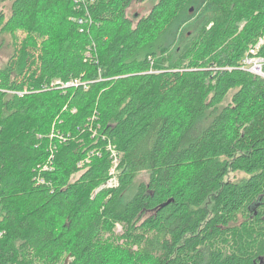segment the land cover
I'll use <instances>...</instances> for the list:
<instances>
[{"label":"trees","instance_id":"1","mask_svg":"<svg viewBox=\"0 0 264 264\" xmlns=\"http://www.w3.org/2000/svg\"><path fill=\"white\" fill-rule=\"evenodd\" d=\"M135 1L0 0V264H264V0Z\"/></svg>","mask_w":264,"mask_h":264},{"label":"rangeland","instance_id":"2","mask_svg":"<svg viewBox=\"0 0 264 264\" xmlns=\"http://www.w3.org/2000/svg\"><path fill=\"white\" fill-rule=\"evenodd\" d=\"M0 5H2V6H0V13L3 11L5 13V15L7 17H9V14H10L9 9H6V8L4 9L3 3H0ZM151 7H152V3L150 0H136L132 4V6L129 8L128 16L130 19H132V21L136 25L140 18H142L144 15L149 13ZM77 19L78 18H76V19L73 18L72 20L77 21ZM243 26H244V24H243ZM17 35H18V38L20 40H23L26 37V33H24L23 31H19ZM6 37L8 39V41L6 43L8 44V42L10 41V38L7 36V34H3V35L1 34L0 35V68L4 67L6 65L7 61L9 60V58L13 52V48L4 44ZM30 42L35 48H38V49L50 48L53 44V35H46L42 38L41 37H31ZM259 56H261V55H259ZM247 57H248V54L245 56L244 59H246ZM240 65L244 69L245 68L249 69L245 66V64L243 63V60L241 61ZM250 70L252 72L251 71H249V72L252 73L253 75L264 79V66H262V67L253 66L252 67V65H251ZM114 169H115V167H114ZM116 174H117V171L115 173V176H113L110 181H107V182H110V186H112V187H115L118 185L119 179L117 177L118 174L117 175ZM148 177H149V175L147 173H144L139 177V179L141 181L147 182ZM245 177H247V176L244 173H233V174H230L228 176V180L237 182V181H241ZM105 185H106V182L102 186H100L99 190L102 188H106ZM116 230H117V232L121 233L122 232V226L121 225L117 226Z\"/></svg>","mask_w":264,"mask_h":264},{"label":"built area","instance_id":"3","mask_svg":"<svg viewBox=\"0 0 264 264\" xmlns=\"http://www.w3.org/2000/svg\"><path fill=\"white\" fill-rule=\"evenodd\" d=\"M263 45H264V41L261 39L255 46H253V47L250 48L249 53H248V57L243 60V63L245 64V66L247 68H249V69H246L245 68L246 70L251 71L250 70V66L251 65H252V67L253 66H256V67H262V66H264V57L259 56L260 48ZM81 83L82 82L79 79L72 80V81H70L68 83H63L60 80H56V81H54L51 84V88H53V87H60V88H63L64 89V88H69V87H78V85H80ZM17 94H19V93H17ZM20 95H24V93H20ZM76 111L77 110L74 109V112H76ZM51 137L54 138L55 135L52 134ZM108 149H109V151L112 152V156H113L112 158L114 159V161L117 162L118 161L117 160L118 155H117L116 151L114 150V148L112 146H108ZM53 159H54V155L52 154L51 157H50V159H49V162H51ZM47 169H48V166L46 167L45 170H47ZM115 173H116V171H115V169H113L112 172H111V174L112 175H115ZM105 187H109V188L111 187L112 188V186H110V182H106ZM2 235H3V233H0V237Z\"/></svg>","mask_w":264,"mask_h":264},{"label":"water","instance_id":"4","mask_svg":"<svg viewBox=\"0 0 264 264\" xmlns=\"http://www.w3.org/2000/svg\"><path fill=\"white\" fill-rule=\"evenodd\" d=\"M70 263V260H67L65 264H69Z\"/></svg>","mask_w":264,"mask_h":264}]
</instances>
